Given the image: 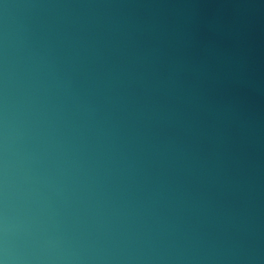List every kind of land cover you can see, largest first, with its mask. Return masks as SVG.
Listing matches in <instances>:
<instances>
[{
    "label": "water",
    "instance_id": "water-1",
    "mask_svg": "<svg viewBox=\"0 0 264 264\" xmlns=\"http://www.w3.org/2000/svg\"><path fill=\"white\" fill-rule=\"evenodd\" d=\"M0 264H264V0H0Z\"/></svg>",
    "mask_w": 264,
    "mask_h": 264
}]
</instances>
